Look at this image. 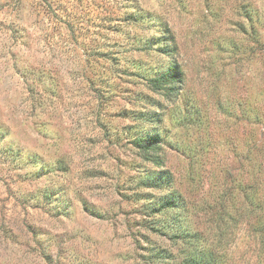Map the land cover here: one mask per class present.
Instances as JSON below:
<instances>
[{
    "label": "rangeland",
    "instance_id": "1",
    "mask_svg": "<svg viewBox=\"0 0 264 264\" xmlns=\"http://www.w3.org/2000/svg\"><path fill=\"white\" fill-rule=\"evenodd\" d=\"M50 1L66 12L0 0V264H140L151 244L183 264L189 244L143 214L167 195L154 219L192 235L190 257L258 264L264 0ZM150 129L149 159L134 139ZM159 170L168 185L146 186Z\"/></svg>",
    "mask_w": 264,
    "mask_h": 264
},
{
    "label": "trees",
    "instance_id": "2",
    "mask_svg": "<svg viewBox=\"0 0 264 264\" xmlns=\"http://www.w3.org/2000/svg\"><path fill=\"white\" fill-rule=\"evenodd\" d=\"M40 5L44 12H46L48 15H57L58 13L62 14V12H66L65 9H56L53 6V3L50 0H40ZM63 15V14H62ZM67 15V13L65 14ZM128 15H136V12L128 13ZM72 29V27H71ZM169 37L165 35L163 37V42H159L160 46H164L162 49L163 52L172 54L175 49L173 46H171L169 42ZM152 43V42H151ZM150 43V44H151ZM180 75L177 69V66L173 65L170 66L165 72L161 73L160 75L156 77H152L148 79L149 88L153 92H158L157 90L164 89L165 84L171 81H179ZM147 115V121L152 122V113L151 110L147 111V113H142ZM146 120V119H145ZM159 135L158 133H154L153 131L147 130L146 132H143L142 134H139L134 139V145L135 147L144 155L147 156L149 159L152 158V153L157 152L160 148L159 145ZM262 146V145H261ZM262 148V147H261ZM264 148V147H263ZM252 148H248L247 152L250 153ZM248 158V155H247ZM264 161V152L262 150V159ZM260 163H258V169L260 171V178H259V187L260 192L257 195H254V192L252 190V185H249L248 188V194L246 195L248 198V207H247V217L246 219V225L248 228H252L251 232L254 234V239L256 243L258 244L257 247V253H258V264H264V166L260 167ZM164 171H154L151 173V175L146 179V186L152 187V188H164L168 184L165 182V178L163 176ZM175 206L174 199L172 195H167L162 202L156 204V203H150V206L146 205L144 208V213L146 216L147 225H151L149 228L153 232L167 237L168 239L172 240L173 242L177 241L178 239H183V244L187 243L189 246L185 247L180 250L184 254L185 261H182L183 264H212V256H207V260L205 259V262H202V259L190 257V251H188V248L190 246H193V249L196 247L194 241H192V235L188 234V232L182 231L180 225L175 222L171 221L169 223H162L160 225H157L158 220L154 219V214L159 213L161 209H167L172 208ZM255 224V225H253ZM253 225V226H252ZM145 252L140 253L141 263L140 264H164L166 260V254H169L168 249L159 245H149V247H145ZM202 248L194 249V253L203 254V251H201ZM179 252V251H178ZM202 257V256H201Z\"/></svg>",
    "mask_w": 264,
    "mask_h": 264
}]
</instances>
